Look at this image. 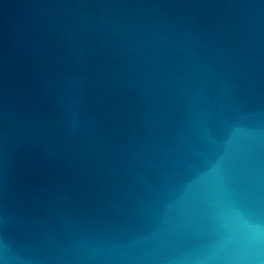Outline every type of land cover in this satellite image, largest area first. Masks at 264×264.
Instances as JSON below:
<instances>
[{"label":"water","instance_id":"water-1","mask_svg":"<svg viewBox=\"0 0 264 264\" xmlns=\"http://www.w3.org/2000/svg\"><path fill=\"white\" fill-rule=\"evenodd\" d=\"M0 264H264V0H0Z\"/></svg>","mask_w":264,"mask_h":264}]
</instances>
